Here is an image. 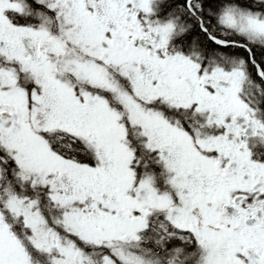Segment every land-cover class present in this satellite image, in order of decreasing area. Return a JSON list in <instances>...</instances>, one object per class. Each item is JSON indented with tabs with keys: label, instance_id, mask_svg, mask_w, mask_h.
Wrapping results in <instances>:
<instances>
[{
	"label": "snow or ice",
	"instance_id": "1",
	"mask_svg": "<svg viewBox=\"0 0 264 264\" xmlns=\"http://www.w3.org/2000/svg\"><path fill=\"white\" fill-rule=\"evenodd\" d=\"M0 264H264V0H0Z\"/></svg>",
	"mask_w": 264,
	"mask_h": 264
}]
</instances>
